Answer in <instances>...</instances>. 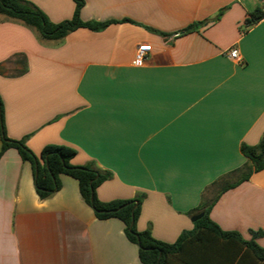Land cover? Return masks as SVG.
Masks as SVG:
<instances>
[{"label": "crops", "instance_id": "0c3cea01", "mask_svg": "<svg viewBox=\"0 0 264 264\" xmlns=\"http://www.w3.org/2000/svg\"><path fill=\"white\" fill-rule=\"evenodd\" d=\"M26 1L54 23L76 7ZM83 1V21L116 23L49 41L0 16L6 135L37 156L49 145L74 148L72 165L112 174L96 190L100 201L142 197L137 230L173 244L224 185L254 168L241 147L264 137V17L248 21L264 0ZM141 45L150 56L135 66ZM60 181L41 199L31 164L15 149L0 156V264H143L124 223L97 219L78 181ZM209 217L264 247V170L220 194Z\"/></svg>", "mask_w": 264, "mask_h": 264}, {"label": "trees", "instance_id": "16d2710c", "mask_svg": "<svg viewBox=\"0 0 264 264\" xmlns=\"http://www.w3.org/2000/svg\"><path fill=\"white\" fill-rule=\"evenodd\" d=\"M75 12L73 18L60 23H54L48 15L26 0H0V16L18 20L37 31L43 40H61L77 29H88L94 32L106 29L116 21H83L80 17L85 2L73 0ZM264 17L263 11L252 14L248 23H256ZM189 26L185 31L193 30ZM22 65L21 72L26 71L25 58L14 61ZM0 132L2 148L0 156L9 149L19 152L23 161L31 164L34 172L35 190L39 198L47 199L61 188V175L76 179L83 200L93 209L99 220L119 219L125 225L127 239L138 246L139 259L143 264H264V247L255 241H246L237 232H227L214 223L209 213L220 194L236 187L249 179L253 171L264 170V137L259 145L251 147L243 145L242 154L253 164L241 174V178L224 185L216 198L205 203L201 209L205 214L195 222V229L183 233L173 243L156 240L150 230H137V220L141 212L142 197L130 200H112L102 202L98 199L97 188L108 181L112 174L101 170L94 164L74 166L71 159L77 151L69 146L49 145L40 156L35 155L25 144V140H12L7 137L4 127V108L0 98Z\"/></svg>", "mask_w": 264, "mask_h": 264}, {"label": "built area", "instance_id": "2783aa9c", "mask_svg": "<svg viewBox=\"0 0 264 264\" xmlns=\"http://www.w3.org/2000/svg\"><path fill=\"white\" fill-rule=\"evenodd\" d=\"M150 52H151V46L149 45L139 46L135 58L133 60V65L142 66L143 64H145L149 59ZM227 56L234 61L241 60L239 50L237 48L229 49V51L227 52Z\"/></svg>", "mask_w": 264, "mask_h": 264}, {"label": "water", "instance_id": "95a60500", "mask_svg": "<svg viewBox=\"0 0 264 264\" xmlns=\"http://www.w3.org/2000/svg\"><path fill=\"white\" fill-rule=\"evenodd\" d=\"M204 214H205L204 212H201L200 214L195 215L193 217L192 221L196 222V221L200 220L204 216Z\"/></svg>", "mask_w": 264, "mask_h": 264}]
</instances>
